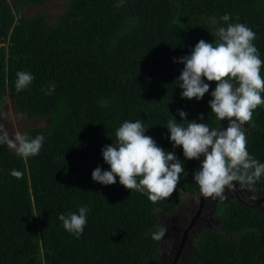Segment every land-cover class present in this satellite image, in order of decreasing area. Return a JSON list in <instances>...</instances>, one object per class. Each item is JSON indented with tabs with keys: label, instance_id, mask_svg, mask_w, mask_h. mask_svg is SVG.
Returning a JSON list of instances; mask_svg holds the SVG:
<instances>
[{
	"label": "trees",
	"instance_id": "obj_1",
	"mask_svg": "<svg viewBox=\"0 0 264 264\" xmlns=\"http://www.w3.org/2000/svg\"><path fill=\"white\" fill-rule=\"evenodd\" d=\"M54 1L64 2L54 23L41 13H25ZM225 14L229 23L256 33L253 43L264 61V0H0V113L9 97L18 115L46 122L24 131L31 138L43 135L39 155L23 159L0 146V264L157 260L161 240L152 239L157 211L172 213L181 191L200 193L193 172L201 162L185 160L179 146L173 149L167 121L171 115L179 123L182 110L187 121L218 123L208 107L210 96L181 98L183 64L174 60L190 55L201 39L213 42L209 18L226 26ZM19 71L35 80L17 92ZM138 118L149 128L145 134L174 151L187 173L169 198L155 204L125 189L118 177L107 186L91 179L98 166L110 170L101 152L115 142L116 129ZM249 125L247 151L264 163V105L253 111ZM243 187L264 197V176ZM80 207L90 211L76 238L58 217ZM213 217L220 229L193 237L186 264H264V212L230 202L216 205ZM36 222L57 226L60 235L38 243Z\"/></svg>",
	"mask_w": 264,
	"mask_h": 264
},
{
	"label": "clouds",
	"instance_id": "obj_2",
	"mask_svg": "<svg viewBox=\"0 0 264 264\" xmlns=\"http://www.w3.org/2000/svg\"><path fill=\"white\" fill-rule=\"evenodd\" d=\"M118 7L121 5H117ZM230 14L221 17L217 26L215 18H209L214 27L210 34L214 39L209 43L201 39L191 50V54L174 60L183 64L178 80L181 82V98L197 101L209 92L210 84L215 82L208 107L216 118L217 126L210 127L206 122L187 121V113L177 110L178 123L171 115L167 121L169 141L181 147L185 160L202 162L193 172V179L204 197L225 199V189L234 188V182L241 186L254 185L264 176V163L249 154L246 146L244 126L252 121L253 111L264 105V78L261 66L264 61L253 41L256 33L242 23H229ZM15 90L23 91L35 80L27 71L16 73ZM55 84L49 86L50 95ZM43 91V89H42ZM7 113H0V120ZM202 120L203 116H199ZM221 121H227L226 128ZM146 128L139 118L124 121L116 129V140L102 149V158L110 168L102 171L98 166L91 173V179L101 185H113L116 178L127 190L146 194L153 204L169 198L180 183L181 174L187 175L184 166L173 152H166L157 146L155 140L145 133ZM43 135L35 138L19 130L9 133L0 123V146L23 159L39 155L43 146ZM11 175L21 178L23 173L12 170ZM87 207H80L78 213L61 214L63 228L76 238L83 233L87 224ZM167 233L158 227L152 239L160 241Z\"/></svg>",
	"mask_w": 264,
	"mask_h": 264
},
{
	"label": "rangeland",
	"instance_id": "obj_3",
	"mask_svg": "<svg viewBox=\"0 0 264 264\" xmlns=\"http://www.w3.org/2000/svg\"><path fill=\"white\" fill-rule=\"evenodd\" d=\"M63 12L64 2L54 1L43 7H30L25 13L26 15H36L41 13L48 16L49 21L54 23ZM5 45H7V43H5ZM215 87L216 85H210L209 92L206 93V95L211 97V92ZM3 113H7V118L0 120V123H3L7 127L10 134L16 130L24 133V131L30 127L43 126L46 123L45 120H29L18 115L9 97L7 104L3 108ZM221 125L226 128L227 121H221ZM249 128L250 125L245 124L244 130H248ZM202 159L203 158H201L200 162H202ZM234 184V188L225 189L224 195L226 198L223 200L211 197L203 198V206L199 216L186 234V238L184 239L180 250L179 243L183 232L198 209L200 193L189 195L181 191L180 200L172 213L168 214L157 211V226L166 228L167 233L161 239L157 260L151 262V264H186L189 252L193 247V237L206 229H220V223L213 217L214 207L218 204L236 202L250 209L264 212L263 196H258L251 190L237 184L236 182H234ZM36 227L38 230L36 241L38 243H41L48 238H57L60 235L59 229L55 225H45L36 222Z\"/></svg>",
	"mask_w": 264,
	"mask_h": 264
},
{
	"label": "water",
	"instance_id": "obj_4",
	"mask_svg": "<svg viewBox=\"0 0 264 264\" xmlns=\"http://www.w3.org/2000/svg\"><path fill=\"white\" fill-rule=\"evenodd\" d=\"M203 198L204 196L201 194L200 192V201H199V205H198V209L194 215V217L192 218V220L190 221V223L187 225V228L185 229V231L183 232V235H182V238H181V241L179 243V250L181 249V246L184 242V239L186 238V234L188 233V231L190 230L191 226L193 225V223L197 220L198 216H199V213L202 209V206H203ZM179 253V252H178Z\"/></svg>",
	"mask_w": 264,
	"mask_h": 264
}]
</instances>
